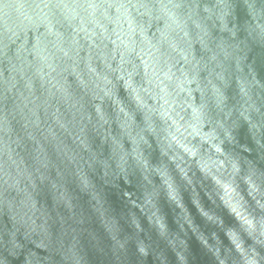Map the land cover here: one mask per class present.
I'll list each match as a JSON object with an SVG mask.
<instances>
[{
    "label": "clouds",
    "instance_id": "9594fccd",
    "mask_svg": "<svg viewBox=\"0 0 264 264\" xmlns=\"http://www.w3.org/2000/svg\"><path fill=\"white\" fill-rule=\"evenodd\" d=\"M0 264H264V0H0Z\"/></svg>",
    "mask_w": 264,
    "mask_h": 264
}]
</instances>
